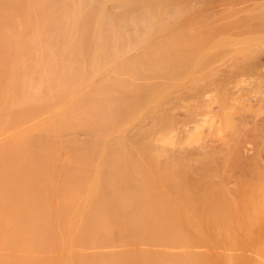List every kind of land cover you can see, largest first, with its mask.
I'll use <instances>...</instances> for the list:
<instances>
[{"label": "bare ground", "instance_id": "6f19581e", "mask_svg": "<svg viewBox=\"0 0 264 264\" xmlns=\"http://www.w3.org/2000/svg\"><path fill=\"white\" fill-rule=\"evenodd\" d=\"M221 1L0 0V132L6 127L17 130L10 137L5 134L6 141L2 136L3 143L0 144V264H54L56 261H62L59 264H196L200 257L203 259L197 261L209 264L213 259L212 252L209 261L205 256L209 254L204 251L206 244H202L203 251L196 250L198 243L195 236H189L191 230L197 233L204 231H200L204 234L200 235L201 242L205 231L213 230L206 228L209 223L205 222L209 219L218 223L232 218L230 222L237 224L239 227L236 225V228L242 229L240 233L244 232L245 237L248 235L247 240L252 232L264 227L257 229L255 225L256 230L252 231L255 220H264V185H257V181L264 180V174L257 181L253 179L257 177L249 179L245 189L244 184L242 189L239 185L245 179L236 181H240L237 187L242 193L247 189L251 193L246 191L242 198L238 196L243 204L233 207L241 203L237 196V203L233 202L235 200L231 202L233 206L229 201L234 196L233 190L236 193L238 189L233 187L232 193L227 189L231 194L228 199L227 192L223 191L225 184L219 187L223 180H217L222 182H218L217 192V181L212 183L215 186L210 183L215 191L209 192L204 186L208 187L207 182L212 177L210 180L208 176L204 177L203 180H207V185L203 182L204 186L197 178L198 181L192 179L198 183L190 182L184 173L175 174L168 163L162 164L156 159L159 151L151 141H148L149 145L142 140L145 136L129 140L126 138L128 135L125 136L128 133L124 132V125H129L126 119L130 118L134 123L137 120L134 118L139 116L140 120L142 110L152 114L154 105L159 106L160 100L169 96L168 92L173 94L170 87H178L183 92L186 88L196 89L201 81L210 82L214 68H219L215 61L222 54L232 52L230 57H241L240 66H246L245 69L258 66V56L264 49V0ZM210 2H218L219 7L224 5V8L211 16L206 8L212 4ZM205 11L208 14H204ZM219 58L220 62L223 61ZM235 59L238 60L237 57ZM214 77H217L215 73ZM151 80H160L163 87H147H153ZM186 99L183 96L181 100ZM231 105L229 103L225 107ZM165 109V112H170ZM139 113L141 115H137ZM226 115L231 122L232 115ZM164 117L162 121L169 127L167 123L160 126L166 134L162 131L158 134L162 133L166 139L158 137L165 144L171 139V136L166 137L171 134L167 128H171L175 120L170 118V114ZM251 117L259 122L258 127L260 124L263 127L261 120L264 117ZM171 121L174 123L169 125ZM225 121L221 120L222 123ZM69 126L86 129L92 138L75 147L76 151L73 150L67 159L61 155L62 160L57 158L59 154L52 149L48 135L44 138L45 134H34L37 130L44 133L61 131L64 127L68 130ZM226 126L229 127L225 125L223 128ZM252 131L249 132L253 134ZM136 135L135 138H139ZM208 142L205 143L213 145ZM198 146L201 152L205 151L204 143ZM200 150L197 149L199 153ZM28 163L34 164V168L25 167ZM253 182L257 183V188L251 191L249 188ZM240 193L238 191L237 195ZM204 203L211 214L209 219L205 215V220L201 217L205 230L197 217L199 204ZM261 221H258L260 225ZM230 222L226 224L235 228V224ZM185 224L187 228L192 227L190 232L186 231L188 235L183 232ZM220 224L224 226L225 223ZM197 225L201 226L199 231L196 230ZM218 232V236L213 232H210L213 237L207 236L214 238L215 235L217 242H223L220 236L224 233L220 232L219 236ZM261 232L263 235L262 230L257 234ZM231 240L234 239L228 242L233 244ZM259 240L258 243L264 241ZM216 241L209 246H214ZM236 242L233 244L235 248L239 247ZM253 242L256 243L257 238ZM74 243L84 253L85 249L89 250L88 253L78 255L73 252L70 245ZM225 244L223 242V247ZM221 245L216 244L215 247L220 248ZM37 246L38 249L35 248ZM71 246L73 248L74 245ZM74 248L79 251V248ZM239 248L236 251L232 249L236 252L232 255L235 259ZM221 249H218L220 256L217 252L214 254L218 261ZM250 259V262L243 261L253 264ZM63 260L70 262L63 263ZM253 262L256 264L258 261L255 258Z\"/></svg>", "mask_w": 264, "mask_h": 264}, {"label": "rangeland", "instance_id": "374dc122", "mask_svg": "<svg viewBox=\"0 0 264 264\" xmlns=\"http://www.w3.org/2000/svg\"><path fill=\"white\" fill-rule=\"evenodd\" d=\"M214 1H218L219 3H220V1L221 0H214ZM218 2L216 3H214V2H210V3H212L211 5L213 6V4H214V8L211 6V5H209V6H207L206 8H208L206 11L209 13V14H211V16H214V15H212V13L213 14H218L219 12V10L221 9V11H222V9L224 8V5H221L222 7H219V5H218ZM222 2V1H221ZM250 2V4H251V2L252 1H249ZM249 2L247 3V6H249ZM209 3V4H210ZM218 6V7H217ZM211 8V9H210ZM217 9V10H216ZM205 10V9H204ZM206 11L204 12V14L206 13ZM220 11V12H221ZM216 12H218V13H216ZM208 13H206V14H208ZM29 39V41L31 40L30 38H28ZM28 43H30V42H28L27 41V44ZM41 52H43V51H40L39 53H41ZM232 55V52L231 53H228V54H222V55H220V56H218L217 57V59L219 58V57H221V58H223L222 60L223 61H219V59L217 60L216 59V61H219V63L218 62H216L215 61V64L217 65V67H219V68H216L215 66V68H214V70L215 71H213V77L211 78V80H210V82L208 81L207 83L206 82H204V81H201V82H199L197 85H196V89H189L188 90V88H186V89H183L182 91L183 92H185V94L183 93V92H181V90L178 88V87H173L174 89H172L171 87L169 88V89H171L170 91H173V96L171 95V93L172 92H168V94H169V96H166V101H164L163 102V100H165V99H161L160 100V102H161V104H162V102L164 103V104H160L159 106L158 105H154L152 108L154 109H151L152 111H153V113H152V111L150 112V113H152V114H150L149 115V113L147 112V113H145L144 112V110H142V111H140V113H142L143 115H141L140 113L139 114H137V115H141L140 117H141V119L140 120H138L139 118V116L138 117H136V118H134V119H137V120H135L134 121V119H132V121H134V123L133 122H131V120H129V119H126L125 121L127 122V121H129L128 123H129V125L127 126L126 124L124 125V129H125V133L127 132L128 134H125V136L126 135H128V136H131L132 138H134V139H132V138H128V136H126V138L127 139H129V140H135V139H137V140H139L140 138L142 139V136H145L144 137V139H142V140H144L146 143H148V141L155 147V148H157L158 149V151H159V155H158V157L159 158H157L156 157V159L158 160V161H161L162 162V164H166V163H168L169 165H170V167H171V169H172V171L175 173V174H180V173H184L185 174V176H186V178H188V180L191 182V180H195L196 178L197 179H199V183L200 184H202L203 186H204V184L205 185H207L208 187H205L204 186V188H208L209 189V192L211 191H215V190H212V189H214L213 187L215 186L214 184H212V183H215V181H217V180H223L222 182H224V183H222L221 181H217L216 182V187H215V189H216V192H217V190H218V188L221 186V185H229L230 184V186H227V187H225V185H224V188H225V190H223L222 188H223V186H222V188H220V189H222L223 191H224V193L225 192H227L226 194V196H227V198L229 199V197L231 196V194L230 193H232L233 191H234V193H232V195L234 194V196H231L230 197V199H229V201H230V204H231V202H232V200H235V198H236V196H237V198H239V197H241L242 198V195H246L245 194V192L246 191H248V194H249V192H250V190H246L245 192L243 191V193H242V190H240V189H242V186H243V184L245 185V183H250V181H248L249 179L251 180V178L252 177H257V179L256 178H253V179H255L256 181L257 180H260L261 178H263L262 176H263V174H264V132H263V128H264V118H263V120H261V123L263 124V127L262 126H260L259 125V127H258V124H259V122H256V121H253L252 120V117L251 116H256V115H260V116H262V117H264V49L260 52V54H259V56H258V66L256 67V68H250V67H247L246 69H245V67L244 66H240V62H242L241 60H242V58L241 57H239L238 58V56H236L235 55V57H234V55H233V58L232 57H230L231 55ZM234 54V53H233ZM225 55H229V56H226L225 57ZM26 56H27V53H26ZM33 56V58H35L34 57V55H32ZM223 56V57H222ZM230 57V58H229ZM237 57V59L238 60H236L235 58ZM225 58V59H224ZM241 58V59H240ZM226 59L227 60H229V61H226ZM225 60V61H224ZM233 61H235V62H233ZM237 62H239V64L237 63ZM219 65H218V64ZM236 63H237V65H236ZM214 64V65H215ZM238 65L240 66V67H238ZM219 69V70H218ZM218 72V73H217ZM214 73H215V76H217V77H214ZM36 78H37V76H36ZM216 78H219L218 80H216ZM150 81V80H149ZM152 81V80H151ZM155 81V82H154ZM154 81H152V83H151V85L153 86V87H151V86H147V85H145V86H147V87H149V88H154V87H159V88H161V87H163L162 86V83H161V81L160 80H154ZM159 81H160V83H159ZM224 81V82H223ZM147 82V81H146ZM145 82V83H146ZM153 82H154V84L156 83V85H154L153 84ZM159 83V84H158ZM210 83V84H209ZM212 83H214V84H216V85H218V88H217V86L216 85H214V84H212ZM218 83V84H217ZM149 84V83H148ZM150 85V84H149ZM158 85V86H157ZM159 85H161V86H159ZM220 85H222V86H220ZM220 87V88H219ZM225 87H226V89H225ZM178 88V92H180L181 94H179L178 92H176V89ZM221 88H223V95H222V93H221V95H220V89ZM87 89H89V87L87 88ZM86 89V90H87ZM168 89V90H169ZM198 89V90H197ZM218 89V90H217ZM86 90H85V92H86ZM88 91V90H87ZM217 91L219 92V93H217ZM225 91V92H224ZM228 92V93H227ZM87 94H88V92H86ZM85 93V94H86ZM175 93H178L177 95H178V97L180 98H177V100H176V94ZM225 93V94H224ZM227 93V94H226ZM263 93V94H262ZM80 94V93H79ZM168 94H166V95H168ZM184 94V95H183ZM218 94V95H217ZM228 94L231 96H229V99L231 98L232 99V97H233V101L230 99V101H232V102H230L229 101V99L227 98L226 99V97H228ZM171 95V96H170ZM176 95V96H175ZM180 95H181V97H180ZM224 95H227V96H224ZM183 96H186V98L188 99V102H187V99L186 100H181V99H183ZM219 96H220V98H219ZM175 97V98H174ZM224 97V98H223ZM169 98V99H168ZM190 98H191V100H190ZM193 98L195 99L194 101V104L193 105H191L190 106V104H192L193 103ZM222 98V99H221ZM221 99V100H220ZM223 99H225V100H223ZM227 100H228V102L230 103V104H233V106L231 105V107H229V108H226V107H228L229 106V103H226L227 102ZM160 102H158V103H160ZM225 102V103H224ZM190 103V104H189ZM196 104V105H195ZM226 104L228 105V106H226ZM164 105V106H163ZM166 105V106H165ZM188 105V106H187ZM224 105V106H223ZM156 106H158L159 108H157ZM164 108H163V107ZM194 106V107H193ZM226 106V107H225ZM165 107L166 108H168V109H165ZM189 107V108H188ZM233 107V108H232ZM155 108H156V110L158 111H156L155 110ZM231 108V109H230ZM60 109V108H59ZM164 109L166 110V111H168L169 113H167V112H165L164 111ZM233 109V112H231V110ZM194 110H196L195 112H194ZM230 110V113L228 112ZM60 110H58V112H59ZM161 111V112H160ZM191 111H192V114H191ZM157 112V113H156ZM194 112V113H193ZM200 114H198V113ZM222 112H223V114H222ZM226 112V113H225ZM162 113V114H161ZM173 114V116H172V114ZM230 114V115H232L230 118H232L231 120V122L229 121V117H227V115L226 114ZM59 113H57V114H55L56 116L58 115ZM155 114V115H154ZM169 114L171 115V117L170 118H172V117H174V118H172V119H174L175 120V123L173 122V121H171V122H169V125H171V124H173V125H171V128H167L168 129V131L169 130H171V134H167L166 135V137H169V136H171L170 138L171 139H169V141L170 142H168L167 143V141H166V143L164 144L162 141H161V139H159V137H162V138H165V134L163 133V131H164V129H162L161 130V127L160 126H162V125H166L165 123H167V122H165L164 121V123H163V121L162 120H165V117H164V115L165 116H169ZM196 114H198V115H196ZM53 116V118L55 117V120H57L56 119V116ZM159 115H162L161 117L162 118H160V116ZM221 115H224V116H222L224 119H221ZM226 115V116H225ZM229 115V116H230ZM152 116V117H151ZM159 116V117H158ZM59 117V116H58ZM153 117H155V119L153 118ZM159 119H158V118ZM227 117V118H226ZM143 118V119H142ZM153 118V119H152ZM157 118V119H156ZM226 119H228L227 121L229 122V123H231L232 125L230 126V124L229 123H226L227 121H225ZM155 120V121H154ZM156 120H159L160 122H162V124L159 122V121H156ZM221 120H223V121H225V122H221ZM138 121H139V123H138ZM131 122V123H130ZM220 122H221V124H222V126L220 125ZM125 123V122H124ZM131 124V125H130ZM159 124H161V125H159ZM228 125L229 127L227 128V126H226V128H223V127H225V125ZM224 125V126H223ZM125 126H127V127H125ZM166 126H168V123H167V125ZM72 127V126H71ZM70 126H69V128H68V130H67V127H64L63 129H61V131H62V133H61V131L60 130H58V131H54V132H47L46 133V131H45V133H44V131H40V130H37V131H35L34 132V134L35 135H37V134H39L38 136H42L40 133H42V134H45L44 136H42V137H47L46 135H48V137H50L49 139L51 140H49L50 141V144H52V149L57 153V158L58 159H60V160H62L61 158H63V157H68V155H70L71 153H73L74 151H76V150H74V148L75 147H79L80 145H82V142L84 143V142H87V141H89V139H91L92 137V135H88V134H91L89 131H87L86 129H85V131H84V128H82L81 129V127H79V128H77V127H72V129H70L71 128ZM169 127V126H168ZM174 127V128H173ZM256 127H258V128H256ZM260 127H262L261 129H260ZM13 128V129H12ZM162 128H165V127H162ZM256 128V129H255ZM12 129V130H11ZM15 129V127H6L5 129H3V130H1V132H0V144L1 143H3L2 142V139L4 138V140L3 141H6V135L8 136V137H10L11 135H13V134H15V132L17 131H15L14 130ZM76 129V130H75ZM79 129V130H78ZM253 129H255V130H257V129H259V131L260 130H262V131H257V132H259V133H263V134H260L259 135V133L257 134V132L254 130V131H252ZM83 130V131H82ZM129 130H131V131H129ZM4 131H7V132H5L4 133ZM9 131H11V133H8ZM162 131V133L164 134L163 136H161V134L159 133L158 134V132H161ZM249 131H252V133L253 134H251ZM4 133V135H3V133ZM56 132V133H55ZM170 132V131H169ZM246 132H249V133H247L246 135H245V133ZM8 133V134H7ZM37 133V134H36ZM52 133H54V134H52ZM58 133H60V135L58 134ZM130 133H132L131 135H129ZM139 135H138V134ZM254 133H256L258 136H255L254 135ZM11 134V135H10ZM33 133H32V135H34ZM51 136H50V135ZM85 134H86V136H85ZM137 134V135H136ZM149 134V135H148ZM251 134V136H249ZM62 135V136H61ZM132 135H134V137L132 136ZM135 135H136V137L137 136H139V138L137 137V138H135ZM160 135V136H159ZM254 135V136H253ZM262 135V136H261ZM3 136V137H2ZM24 136V135H23ZM56 136V137H55ZM60 138H59V137ZM148 136V137H147ZM159 136V137H158ZM247 136H249V138L247 137ZM261 136V137H260ZM1 137H2V139H1ZM87 137H89V138H87ZM57 138V139H56ZM145 138H150V139H145ZM251 138V139H250ZM8 139V138H7ZM55 139V140H54ZM83 139V140H82ZM166 139V138H165ZM207 139V140H206ZM85 140V141H84ZM87 140V141H86ZM142 140H140V141H142ZM204 140H206L205 142L207 143L208 141H210V143H212L213 145H211L209 142V144L210 145H207L205 142H204ZM239 140H241V141H239ZM243 140H245V141H243ZM61 141V142H60ZM163 141H164V139H163ZM202 141H203V143H204V146L206 145V148H205V151H203V152H201V150H200V147L198 146L199 144H200V146H202L203 145V143H202ZM64 142V143H63ZM70 142V143H69ZM81 142V143H80ZM237 142V143H236ZM240 142H242V143H240ZM63 144V146H62V144ZM150 143H148L149 145H150ZM240 144V145H239ZM56 145V146H55ZM54 146H55V149H54ZM59 146V147H58ZM238 146H241V147H238ZM72 147V148H71ZM197 147H199V148H197ZM63 148H64V150H63ZM76 148V149H77ZM214 148V149H213ZM238 148V149H237ZM197 149L198 150H200V152L201 153H199L198 151H197ZM206 149H208L210 152L212 151V150H214L213 152H211V154H210V152H208ZM210 149H212V150H210ZM57 150V151H56ZM61 150H62V152H61ZM74 150V151H73ZM60 152V153H59ZM66 152H68V153H66ZM213 153V154H212ZM63 154H64V156H63ZM200 154V155H199ZM62 157H61V156ZM66 155V156H65ZM61 157V158H60ZM64 158V159H65ZM63 159V160H64ZM67 159V158H66ZM160 162V163H161ZM163 162H166V163H163ZM33 165L34 164H32V163H28L27 165H25V167L26 166H28V169H31V168H34L33 167ZM62 168H68V167H62ZM62 172H63V170H61ZM255 172H257L258 173V176H256L255 174ZM37 174H34V176H36ZM207 176H208V179H209V177H210V179H211V177H212V179H214V182H212L213 180L211 179V181H208L207 182V180H203L204 179V177L205 178H207ZM193 178V179H192ZM209 179V180H210ZM216 179V180H215ZM243 179H245V180H243ZM246 179H247V181H246ZM253 179H252V181H253ZM192 181V182H194V183H198L197 181L195 182V181ZM225 180V181H224ZM238 180H243L242 182H244V183H240V181L239 182H236V181H238ZM202 183H201V182ZM246 181V182H245ZM255 181V182H256ZM264 181V180H263ZM261 182V180L260 181H257V182H259L258 184L257 183H255V182H253L254 184H252V185H250V187H252V188H249V185H247V188H249V189H251V191L253 190V189H255V188H257V185H259L260 184V186H263L264 185V182ZM203 182H205L204 184H203ZM206 182H207V184H206ZM218 182L219 183H222V184H220L219 185V187H217V185H218ZM225 182H227V183H225ZM214 185L213 187H212V185ZM237 183L240 185V187H237ZM252 183V182H251ZM255 184H257V185H255ZM210 185V186H209ZM236 185V186H235ZM242 185V186H241ZM254 185V186H253ZM212 187V188H211ZM233 187H235V189H238V188H240V189H238V191L240 192L241 191V195L240 194H238L237 195V193H238V191L235 193V191L236 190H233L232 191V189H234ZM237 187V188H236ZM254 187V188H253ZM246 188V185L243 187V189H245ZM227 189H231L229 192H228V190ZM220 192H222L221 190H219ZM232 191V192H231ZM251 193V192H250ZM236 194V195H235ZM230 195V196H229ZM229 196V197H228ZM239 196V197H238ZM234 198V199H233ZM244 198V197H243ZM240 199V198H239ZM241 201V203H237V200H235V201H233L236 205H232L233 207H236V206H239V205H242L243 204V200L242 199H240ZM232 202V203H233ZM238 202H239V200H238ZM191 205H194V203L193 202H191ZM199 205H201L200 207H199V209H198V211L197 212H199V214H201V215H199V214H197V217H198V221H199V224H200V222H202V224L203 225H201L202 227H203V229L205 230V228H204V224L205 223H209V225H211V226H209L208 224L205 226L207 229H213L212 231H209V232H207L206 233V231H205V236H203V238L204 239H202V241L200 242V235H204V234H202V233H204V231H201L200 229H201V226L200 225H197V226H195L196 227V230L197 231H201L202 233L200 234V231H199V233H197V232H195V230H191V228L192 227H188L187 228V225L185 224V225H183V232H184V234H185V232L186 231H189V230H191V234L193 233V235H191L190 233V235L189 236H192V237H194V239H195V241H196V243H198V245H199V243H201L200 245H199V247L201 246L202 247V249H201V247H200V249H199V247H198V245L196 244L195 245V248H196V250L198 249V251L199 250H204V248H205V254H209V255H205L206 257L208 256V260H209V257H210V252H212V255H213V259H214V254L215 255H217V253L219 252V250L218 249H220L221 247H222V249H221V251H222V254H221V261L219 260L218 261V259H216V256H215V259L217 260V264H219V262H221V264H228V262H231V264H242V262L244 263V262H246V261H249V259L250 260H252V263L254 264V262H253V260L255 261V258H256V261H258V262H255L256 264H260L261 262L262 263H264V260H262V258H264V246H260V245H264V241H262V240H264V238H262V236L264 237V234L262 235V232H261V234H259L260 235V237L262 238V240L260 239V237H259V235L257 234V232L258 233H260V231L262 230L263 231V233H264V227H261V226H264V223H263V221L264 220H257V222H256V220L254 221V224H253V228H252V231H254L255 232V230H256V228L254 229V226L256 225V226H258L257 227V229L258 228H260L261 227V229H258V231H256L255 233H253L252 232V234L254 235L253 237H252V234H250L251 236V238L253 239H251L250 237H249V240L251 239V241H249V240H247L248 239V235H246L247 237H245V234H244V232H243V234L242 233H240V232H242L243 230L242 229H240V230H238L239 228H236V225L237 224H235L234 222H230V221H232V218H231V220L228 218V220H230V221H226V222H218V223H214L213 221H211L209 218H211L210 217V211H208V209H207V207L205 206L206 204L204 203V205H202V204H199ZM203 215H205V217L207 216V218L209 219L208 220V222L206 221L205 223H204V220L206 219ZM203 216V219H202V221H201V217ZM200 218V219H199ZM209 221H211V222H209ZM258 221H259V223H260V221H261V224L262 225H260L259 223H258ZM214 223V225H213V223ZM231 223V224H235V228H233V225H227L228 223ZM211 223V224H210ZM220 223H225L224 224V226L222 225V224H220ZM227 223V224H226ZM260 225H258V224ZM218 226V227H216V225ZM219 225H222L223 227H224V229L226 228V227H230V230H228V228L226 229L227 230V232H225L226 230H223V231H220L221 230V228L223 229V227H219ZM227 225V226H226ZM200 228H199V227ZM226 226V227H225ZM238 226V225H237ZM255 226V227H256ZM199 229H198V228ZM239 227V226H238ZM187 230H186V229ZM215 228H217V229H215ZM220 228V229H219ZM233 228V229H232ZM206 229V230H207ZM219 229V231L220 232H222V234L224 233V235L222 236H220V232H218L217 230ZM235 229V230H234ZM239 231H237V230ZM254 229V230H253ZM217 231L218 233H219V236H220V241L221 240H223V242H224V244H225V239H227V244H230V246H228L227 244H225L224 245V247H226L227 248V250L229 251V249L231 250V251H226V248H224L223 247V242H217L218 241V239H217V241L215 240L216 239V236H218L217 235V232L215 233V231ZM232 230H233V232H236L235 233V235H236V237L233 235V232H232ZM192 231H194V232H192ZM228 231H229V234H231V236H230V238H229V234H228ZM210 232H213V233H215V235H214V238H211V237H213V234H210ZM232 232V233H231ZM225 233H227V235L225 234ZM240 234V236H239V234ZM195 234H197V235H199V236H197V235H195ZM208 234H210L211 235V237L209 238L208 236H210V235H208ZM257 234V236H255ZM186 235H188V232H186ZM208 235V236H207ZM242 235V236H241ZM225 236V237H224ZM226 236H227V238H226ZM237 236H238V238L242 241V242H240V240L239 239H237V240H235V238H237ZM202 237V236H201ZM222 237H224V238H222ZM232 237V238H231ZM242 237V238H241ZM217 238H219V237H217ZM245 238H247V239H245ZM256 238H257V242L255 243V242H253V241H256ZM197 239V240H196ZM208 239H209V241L210 240H212V241H210V242H208ZM214 239V240H213ZM230 239H234V240H231L232 242H233V244H234V242L235 241H237L236 242V246H241V248H239V247H236L237 249L239 248V250H238V252H237V255L239 256L240 254V257H238V256H236V258L237 259H235L234 257L235 256H232L233 254L234 255H236V252H234L233 250H235L236 248H235V244L233 245V244H231L230 242H228ZM246 240V241H244V240ZM260 239V240H259ZM204 240H205V243H204ZM239 240V241H238ZM258 240H259V242L260 241H262V243L260 244V243H258ZM198 241V242H197ZM217 242L216 244L219 246V244H222L221 246H220V248H218L217 246L215 247V243H214V246H209V245H213V243L212 244H210L211 242ZM243 242H245L246 243V245H244V243ZM249 242L252 244H249ZM209 243V244H208ZM241 243H243V244H241ZM255 243V244H254ZM258 243V244H257ZM205 245L206 244V247L204 246V248H203V245ZM239 244V245H238ZM248 244V245H247ZM71 245H74L73 246V248H72V246ZM70 245V248H71V250L73 249V252H75L76 254H78V255H82V254H87L88 253V251L85 249V253H84V250L82 249L81 250V247H79V245L77 244H71ZM242 245H243V247H242ZM250 245V246H249ZM254 245V246H253ZM228 246V247H227ZM232 246H234V249H233V247ZM244 246H246L245 248L247 249H244ZM253 246V249L251 248ZM255 246H257L256 248H257V252H258V254H257V252H256V248H255ZM38 247L39 246H37V247H35L36 249H38ZM74 247H77V248H79V251L77 252V249L76 248H74ZM208 247V248H207ZM215 247V248H214ZM229 247H232V249L231 248H229ZM262 247V248H261ZM25 248H27V247H25ZM218 248V249H217ZM243 248V249H242ZM249 248V249H248ZM261 248V249H260ZM208 249V250H207ZM215 249H217V250H215ZM224 249H225V251H226V253H228V255L225 253V251H224ZM240 249H241V251H242V253H240L241 251H240ZM254 251H252V250ZM263 249V250H262ZM75 250V251H74ZM195 250V249H194ZM211 250V251H210ZM249 250V251H248ZM259 250V251H258ZM82 251V252H81ZM236 251V250H235ZM244 251L247 253H244ZM251 251V252H250ZM217 252V253H216ZM231 252V253H230ZM253 252V253H252ZM263 252V253H262ZM221 253V252H220ZM220 253H218V255L220 256ZM225 253V256L223 255ZM239 253V254H238ZM244 253V254H243ZM253 255H252V254ZM255 253V254H254ZM261 255V257L259 256V257H257L258 255ZM211 255V256H212ZM227 255V256H226ZM230 255L232 256L231 258H230ZM219 256L217 257V258H219ZM244 256V257H243ZM248 256V259L246 258L245 259V257H247ZM224 257V258H223ZM234 258V259H233ZM239 258H242V260L240 259V261H239ZM259 258V259H258ZM261 258V259H260ZM199 259H203L202 257H200ZM198 258H197V260H199ZM212 258L209 260L210 262H209V264H216V260L214 259L213 260ZM222 259H223V262H222ZM230 259V260H229ZM243 259L244 260H246V261H243ZM196 260V264L198 263V262H200V264L202 263L201 262V260L200 261H197ZM229 260V261H228ZM236 260V261H235ZM237 260H238V262H237ZM260 260H261V262H260ZM228 261V262H227ZM232 261H234V263L232 262ZM62 261H56V262H54V264H59V263H61ZM65 261L63 260V263H64ZM67 262H70L69 260L67 261ZM67 262H65V263H67ZM203 262H204V260H203ZM237 262V263H236ZM240 262V263H239ZM250 262V261H249ZM248 262H246V263H244V264H247ZM261 263V264H262ZM67 264H69V263H67ZM230 264V263H229ZM248 264H251V263H248Z\"/></svg>", "mask_w": 264, "mask_h": 264}]
</instances>
